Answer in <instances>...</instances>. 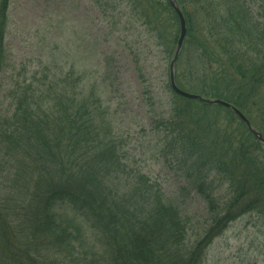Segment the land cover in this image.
<instances>
[{
  "label": "trees",
  "instance_id": "trees-1",
  "mask_svg": "<svg viewBox=\"0 0 264 264\" xmlns=\"http://www.w3.org/2000/svg\"><path fill=\"white\" fill-rule=\"evenodd\" d=\"M120 1L172 58L179 22L167 0ZM176 2L186 35L175 84L232 104L264 137V5ZM9 3L0 0V264H92L84 224L101 235L108 264H202L232 222L264 217V146L234 112L183 98L169 82V112L153 124L164 134L162 153L204 201L205 230L191 247L187 217L148 176L128 168L109 108L97 88L85 91V74L73 64L56 71L44 63L42 76L28 81L10 76L3 114L4 80L14 69Z\"/></svg>",
  "mask_w": 264,
  "mask_h": 264
},
{
  "label": "rangeland",
  "instance_id": "rangeland-1",
  "mask_svg": "<svg viewBox=\"0 0 264 264\" xmlns=\"http://www.w3.org/2000/svg\"><path fill=\"white\" fill-rule=\"evenodd\" d=\"M253 1L255 7L264 5ZM8 28L14 69L7 70L3 91L12 83L10 76L27 81L34 73L41 77L47 62L56 71L66 69L67 63L76 75L84 73L85 91L97 88L111 112L128 168L148 176L188 218L191 247L205 230L204 201L181 177L172 157L162 153L164 134L153 124L169 112L171 57L150 40L120 0H10ZM1 95L2 113L8 114L10 99L5 91ZM84 229V256L92 254V264H108L101 235L90 232L88 224ZM202 264H264V217L248 213L232 222L213 238Z\"/></svg>",
  "mask_w": 264,
  "mask_h": 264
},
{
  "label": "water",
  "instance_id": "water-1",
  "mask_svg": "<svg viewBox=\"0 0 264 264\" xmlns=\"http://www.w3.org/2000/svg\"><path fill=\"white\" fill-rule=\"evenodd\" d=\"M167 1H168L169 6L174 11V13L176 14V16L179 20V29H180L176 48H175L172 60L169 64V82H170L171 89L181 97L201 101V102H203L205 104H209V105L223 106V107L231 110L245 124V126L247 127L249 132L256 138V140L261 145L264 146V137L251 125V123L248 121V119L236 107H234L230 103L223 101L221 99H210V98L202 97L200 95L188 93L186 91L179 89L176 86L175 81H174V64H175V61H176L178 54L181 50V46H182L183 40H184L185 35H186V26H185V20H184L183 14H182L181 9L179 8L176 0H167Z\"/></svg>",
  "mask_w": 264,
  "mask_h": 264
}]
</instances>
